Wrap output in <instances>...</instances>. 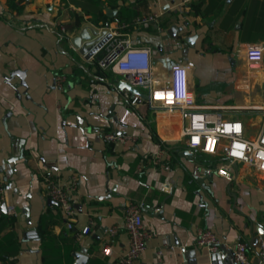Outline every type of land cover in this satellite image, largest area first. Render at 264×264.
<instances>
[{"label": "crops", "instance_id": "1", "mask_svg": "<svg viewBox=\"0 0 264 264\" xmlns=\"http://www.w3.org/2000/svg\"><path fill=\"white\" fill-rule=\"evenodd\" d=\"M146 13L157 14L148 27L121 29L116 22ZM74 22L79 25L67 27ZM106 22L114 35L108 45L123 37L119 31L129 33L133 45L151 47L155 86L169 84L173 64H186L199 105L239 117L252 134L262 125L261 113L246 109L264 101L261 72L250 67L246 49L264 40V0H0V264H75L76 251L87 255L79 264H121L129 248L123 225L130 201L146 206L150 232L139 264H237L228 249L237 239L248 243L257 262L264 213L249 206L244 190L264 193V173L241 164L233 181L194 177L193 162L182 154L187 141L180 114L119 90L121 75L73 45L83 28L106 30ZM179 25L196 36L192 44L167 34ZM59 73L66 75L61 89L54 85ZM95 128L133 137L112 142ZM161 142L170 169L152 163ZM48 172L64 185L78 177L72 227L47 194L42 180ZM113 225L118 230L111 236ZM199 227L218 234L226 255L197 244ZM107 242L110 255L102 251Z\"/></svg>", "mask_w": 264, "mask_h": 264}, {"label": "built area", "instance_id": "2", "mask_svg": "<svg viewBox=\"0 0 264 264\" xmlns=\"http://www.w3.org/2000/svg\"><path fill=\"white\" fill-rule=\"evenodd\" d=\"M188 1V0H185ZM157 19L156 13L139 14L131 21H121L116 18L119 27L150 26ZM63 33H68L64 24L59 25ZM123 37L115 43L110 50L99 59L102 67L110 68L114 73L123 77L130 85L147 91L152 107L160 106L177 111L182 120V136L186 138V149L190 152V161L193 162L192 174L194 177H208L220 175L229 181L236 180L239 166L246 165L255 171L264 173V101L246 109L258 111L263 117L262 125L254 133H250V127L239 117H226L219 110L209 109L199 105L189 90L188 66L186 64H173L169 72V84L155 86V65L152 61V51L149 46H135L131 42L129 33L116 31ZM246 58L250 67L261 72L264 85V40L251 43L246 49ZM66 75L59 73L54 78V85L63 88ZM264 91V86H263ZM136 95L135 103L139 99ZM96 133L105 140L126 143L133 136L118 133L114 130L95 128ZM158 150L151 158L153 165L164 164L170 169L169 154L165 146L158 143ZM209 156V158H205ZM167 156V157H166ZM46 185V191L50 198L55 200L62 209L68 226H73L76 208L72 193L78 183V177L74 175L68 185H64L54 173H45L42 180ZM4 187L0 182V198ZM204 202L200 206H205ZM143 203L130 201L125 210L124 227L129 234V248L119 258L121 264H139L144 250L147 247L146 239L150 235L143 218ZM8 213L15 212V206H8ZM86 225L81 234L90 232L92 224ZM264 228V218L262 221ZM118 230L117 225L109 228L110 235ZM196 242L200 246H206L212 252L226 255L225 246L218 234L207 227H199ZM234 261L237 264H264V239L257 250L258 261L250 260L249 245L242 239H237L228 246ZM104 254L110 255L113 250L107 242L102 246ZM161 251L157 252L158 258Z\"/></svg>", "mask_w": 264, "mask_h": 264}, {"label": "water", "instance_id": "3", "mask_svg": "<svg viewBox=\"0 0 264 264\" xmlns=\"http://www.w3.org/2000/svg\"><path fill=\"white\" fill-rule=\"evenodd\" d=\"M109 22L105 23L106 30H99L97 28H83L77 35L72 37L71 41L73 45L80 50V52L85 56L86 59L95 58L96 61L101 59L102 56H104L110 48L115 44V41H113L110 45H108L109 41L111 39H114V35L111 31L107 30L109 27ZM178 30V33L176 31ZM167 34H169L172 38H174L177 42L182 43L183 41H186L190 44H192V40L196 36H188L185 35V30L182 25L170 27L167 29ZM17 74H19L21 77H23V72L21 70L16 71ZM118 88L119 90L128 89L132 94L138 93L143 95L144 97H148V94L143 93L139 88H136L132 85H130L125 80H120L118 82ZM182 154H185L189 157H191L190 152L185 149L182 151ZM199 181L204 182V180L207 178L205 177H197ZM53 202H56L55 200L51 199ZM50 200V201H51ZM57 203V202H56ZM2 205H6L5 202H2ZM144 209H146V206H143ZM161 211V209L159 210ZM263 228V227H262ZM74 255L76 257L75 264H79L81 262H84L87 259V255L84 251H76L74 252Z\"/></svg>", "mask_w": 264, "mask_h": 264}, {"label": "rangeland", "instance_id": "4", "mask_svg": "<svg viewBox=\"0 0 264 264\" xmlns=\"http://www.w3.org/2000/svg\"><path fill=\"white\" fill-rule=\"evenodd\" d=\"M244 191L249 206L254 208L258 215H262L264 213V193L256 188L245 189Z\"/></svg>", "mask_w": 264, "mask_h": 264}, {"label": "trees", "instance_id": "5", "mask_svg": "<svg viewBox=\"0 0 264 264\" xmlns=\"http://www.w3.org/2000/svg\"><path fill=\"white\" fill-rule=\"evenodd\" d=\"M78 25H79V22H74L73 24H67V27L72 29V28H74V27H76Z\"/></svg>", "mask_w": 264, "mask_h": 264}]
</instances>
